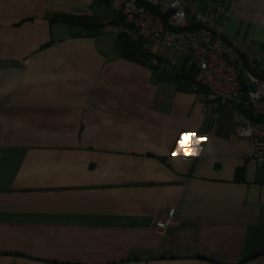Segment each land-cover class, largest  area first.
Segmentation results:
<instances>
[{
    "label": "crops",
    "instance_id": "crops-1",
    "mask_svg": "<svg viewBox=\"0 0 264 264\" xmlns=\"http://www.w3.org/2000/svg\"><path fill=\"white\" fill-rule=\"evenodd\" d=\"M185 1L264 48V0ZM114 18L0 0V264H264V167L231 111L205 112L172 48L123 55Z\"/></svg>",
    "mask_w": 264,
    "mask_h": 264
},
{
    "label": "built area",
    "instance_id": "built-area-1",
    "mask_svg": "<svg viewBox=\"0 0 264 264\" xmlns=\"http://www.w3.org/2000/svg\"><path fill=\"white\" fill-rule=\"evenodd\" d=\"M108 7L116 18L103 29L149 51L174 49L192 70V90L202 97L205 112L218 118L230 110L235 135L249 141L248 157L264 167V48L227 34L217 24L218 8L200 11L185 0H108ZM211 133L193 135L203 142ZM173 213L168 210L156 227L174 224Z\"/></svg>",
    "mask_w": 264,
    "mask_h": 264
},
{
    "label": "trees",
    "instance_id": "trees-1",
    "mask_svg": "<svg viewBox=\"0 0 264 264\" xmlns=\"http://www.w3.org/2000/svg\"><path fill=\"white\" fill-rule=\"evenodd\" d=\"M107 4H108V0H104ZM74 18L73 17V21H74ZM65 20L67 22H70L71 21V18H65ZM100 25V24H99ZM103 26V25H101ZM121 39L124 40V46H123V55H125L126 57H129V58H136V59H139V60H144L145 58H149L151 57V52L144 48L141 44H137V43H133V42H130L126 37L124 36H119ZM187 78H186V85L189 87L190 90H192V84H193V73H192V70L190 69V72H188L187 74Z\"/></svg>",
    "mask_w": 264,
    "mask_h": 264
},
{
    "label": "rangeland",
    "instance_id": "rangeland-1",
    "mask_svg": "<svg viewBox=\"0 0 264 264\" xmlns=\"http://www.w3.org/2000/svg\"><path fill=\"white\" fill-rule=\"evenodd\" d=\"M157 50V54H159L160 53V51H162V49H160V48H158V49H156ZM164 51H166V50H164ZM166 54L168 55V61L169 62H176V60L178 61V63L182 60V59H180L179 57H177V53H176V51L173 49L172 51H168V52H166Z\"/></svg>",
    "mask_w": 264,
    "mask_h": 264
}]
</instances>
